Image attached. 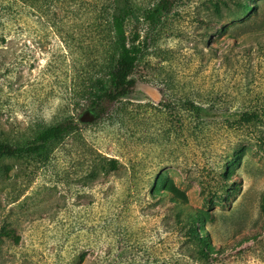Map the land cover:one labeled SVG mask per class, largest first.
Wrapping results in <instances>:
<instances>
[{
  "label": "rangeland",
  "instance_id": "rangeland-1",
  "mask_svg": "<svg viewBox=\"0 0 264 264\" xmlns=\"http://www.w3.org/2000/svg\"><path fill=\"white\" fill-rule=\"evenodd\" d=\"M162 1L0 0V142L78 124L47 158L0 155V264H198L174 186L213 264H264V0ZM120 14L137 86L98 118Z\"/></svg>",
  "mask_w": 264,
  "mask_h": 264
},
{
  "label": "trees",
  "instance_id": "trees-1",
  "mask_svg": "<svg viewBox=\"0 0 264 264\" xmlns=\"http://www.w3.org/2000/svg\"><path fill=\"white\" fill-rule=\"evenodd\" d=\"M168 0H163L156 12H166L168 9ZM250 7V6H249ZM105 37L110 43L107 50L109 54L107 63L104 64V75L98 78L94 86L87 94V108L98 118H102L109 113L112 105L135 91L137 82L132 77L136 68L140 48L132 42L125 28V15H115L111 23L106 25ZM194 105V102H191ZM191 108V106L189 107ZM78 128V124L69 119L54 126L43 129L35 140L29 141L21 146H15L11 143L0 142V155H14L19 153H28L37 155L41 159L47 158L49 145L64 137L71 131ZM92 177L98 175L99 171L108 173L109 170H115L118 166L117 160L113 157L100 156L93 158ZM94 181V180H93ZM95 182H93V185ZM171 195L177 201L172 202L170 211L177 221L186 226L185 236L188 242L194 241L195 246H187L179 250L182 259L186 258L198 264H213L212 255L206 247V240L198 228V221L185 210L187 206L186 193L178 187H172ZM189 259V260H188Z\"/></svg>",
  "mask_w": 264,
  "mask_h": 264
}]
</instances>
